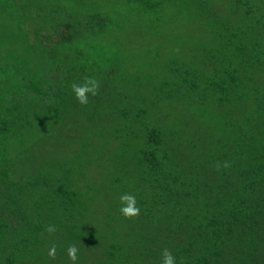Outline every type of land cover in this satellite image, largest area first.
Wrapping results in <instances>:
<instances>
[{"label":"trees","instance_id":"16d2710c","mask_svg":"<svg viewBox=\"0 0 264 264\" xmlns=\"http://www.w3.org/2000/svg\"><path fill=\"white\" fill-rule=\"evenodd\" d=\"M172 5L0 0V264H264V0Z\"/></svg>","mask_w":264,"mask_h":264},{"label":"rangeland","instance_id":"374dc122","mask_svg":"<svg viewBox=\"0 0 264 264\" xmlns=\"http://www.w3.org/2000/svg\"><path fill=\"white\" fill-rule=\"evenodd\" d=\"M157 1H163V0H157ZM167 1V0H165ZM136 2V1H135ZM173 5L172 6H168L166 7V10L164 12V21L162 22V26L160 29V34L158 35V37L160 38L161 41L165 40L166 42L169 43V53L173 54L175 52V49L173 48L174 46V42H183L184 40H189L192 41V39L187 36V31H182V27H179V25H181V23L179 22V18H178V14L180 15V20L181 22H185L186 21V13L185 10L183 8V6L179 7V0H172ZM139 3V2H136ZM123 8L122 6H116L113 5V11L116 13H119L120 11H128L129 9H121ZM186 8H187V4H186ZM136 13H138V11H135ZM140 13L138 15H134L137 16L138 18L143 17V16H147L145 11H139ZM127 13V12H126ZM128 14H131L128 12ZM135 31V30H134ZM136 33L134 34V36H136ZM185 49L183 47L179 46V51H184ZM144 54V53H142ZM146 55H141L139 52V56H138V60L141 59V62L144 63L147 59L145 58ZM121 74H126V72H119V75L121 76Z\"/></svg>","mask_w":264,"mask_h":264},{"label":"clouds","instance_id":"9594fccd","mask_svg":"<svg viewBox=\"0 0 264 264\" xmlns=\"http://www.w3.org/2000/svg\"><path fill=\"white\" fill-rule=\"evenodd\" d=\"M95 84L92 82L91 84H81L79 86H73V92L76 98L80 101V103L87 102V96L85 95L86 92L94 91ZM121 204L119 207V211L124 216L136 215L139 212V208L136 206V198L133 195L128 193L121 194L119 197ZM48 231H54L52 225L48 226ZM55 252V247H52L48 250L49 255H53ZM77 248L74 245H70L67 248L68 257L72 260L76 259ZM160 264H176L175 257L167 250H162V260Z\"/></svg>","mask_w":264,"mask_h":264}]
</instances>
